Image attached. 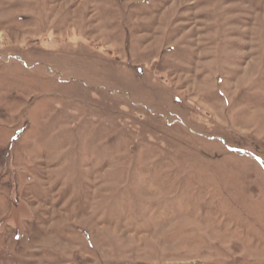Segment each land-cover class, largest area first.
Segmentation results:
<instances>
[{
  "label": "rangeland",
  "instance_id": "obj_1",
  "mask_svg": "<svg viewBox=\"0 0 264 264\" xmlns=\"http://www.w3.org/2000/svg\"><path fill=\"white\" fill-rule=\"evenodd\" d=\"M0 264H264V0H0Z\"/></svg>",
  "mask_w": 264,
  "mask_h": 264
}]
</instances>
